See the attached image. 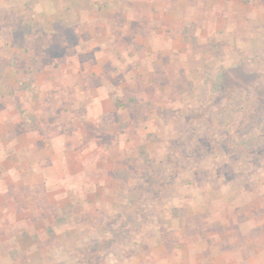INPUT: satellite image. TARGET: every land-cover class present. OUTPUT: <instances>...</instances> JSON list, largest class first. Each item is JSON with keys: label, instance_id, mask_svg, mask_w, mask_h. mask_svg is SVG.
<instances>
[{"label": "crops", "instance_id": "crops-1", "mask_svg": "<svg viewBox=\"0 0 264 264\" xmlns=\"http://www.w3.org/2000/svg\"><path fill=\"white\" fill-rule=\"evenodd\" d=\"M238 1L0 0V264L95 259L94 233L124 213L121 147L149 132L129 106L160 104L198 47L257 25L264 0ZM203 178L164 220L113 224L126 241L98 264H264L263 177L247 193Z\"/></svg>", "mask_w": 264, "mask_h": 264}, {"label": "rangeland", "instance_id": "rangeland-1", "mask_svg": "<svg viewBox=\"0 0 264 264\" xmlns=\"http://www.w3.org/2000/svg\"><path fill=\"white\" fill-rule=\"evenodd\" d=\"M242 4L251 15L258 9L251 0ZM246 34L248 38L238 40ZM231 35L198 47L188 80L178 81L171 74L169 87L158 94L160 104L141 100L129 106L141 114L134 128H149L141 136L130 129L126 141L131 144L121 147L119 168H114L122 182L129 180L121 190L127 198L121 194L117 206L124 213L133 209L134 214L104 220V231L94 233L98 240L89 254L95 251V259L88 264H98L117 241L120 245L126 241L127 233L112 231L113 224L138 228L164 220L162 210L175 208L176 198L186 202L197 193L194 187L208 185L203 177L217 176L223 189L225 180H232L237 193L255 192L262 177L264 187V14L257 25L239 24ZM125 126L120 125L121 133ZM110 156L105 158L117 153Z\"/></svg>", "mask_w": 264, "mask_h": 264}]
</instances>
